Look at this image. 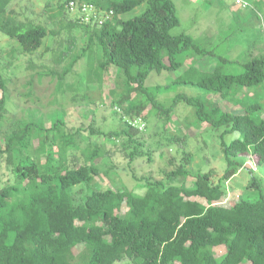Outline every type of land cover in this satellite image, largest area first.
<instances>
[{
    "label": "trees",
    "instance_id": "obj_1",
    "mask_svg": "<svg viewBox=\"0 0 264 264\" xmlns=\"http://www.w3.org/2000/svg\"><path fill=\"white\" fill-rule=\"evenodd\" d=\"M69 1L92 4L96 19L82 20L69 11ZM11 2L0 0V32L14 39L23 54H33L49 31L42 24L17 19ZM141 4L145 7L140 14L120 19ZM54 15L62 18L64 27L81 29L96 44L101 52L99 75L113 66L122 81L125 92L120 99L127 106L122 107L120 129L87 130L92 135L125 136L127 142L116 150L124 159L151 160V151H144L135 137L140 131L136 122L145 119L147 105L167 121L172 107L183 100L199 125L224 126L223 133L237 131L239 137L221 145L226 166L216 182L208 169L189 185L172 183L189 175L191 158L185 150L188 134H173L168 139L182 151L184 161L164 179L132 173L138 181L134 188H90L99 174L98 160L111 157L114 149L87 138L90 146L81 149L77 139L83 137L82 129L51 114L48 126L33 114L8 117L9 98L0 77V163L7 169L0 185V264H72L75 258L81 264H116L124 258L131 264H264V197L220 203L226 192L223 183L241 168V158L253 157L255 166H264V116L258 94L264 85V53L243 62L238 73L223 72L229 60L222 56L212 70L189 65L172 83L200 86L204 95L178 94L164 107L156 97L160 86L144 85L148 74L179 69L180 53L211 55L194 45L189 35H170L179 24L172 0H57ZM72 47L61 51L57 61L70 56ZM78 57L71 55L59 73L39 74L61 81ZM8 65L0 61V72ZM131 93L138 94L139 102L132 101ZM252 178L251 185H256L253 174ZM78 245L83 247L75 253ZM220 246L224 251L217 256L215 248Z\"/></svg>",
    "mask_w": 264,
    "mask_h": 264
},
{
    "label": "rangeland",
    "instance_id": "obj_2",
    "mask_svg": "<svg viewBox=\"0 0 264 264\" xmlns=\"http://www.w3.org/2000/svg\"><path fill=\"white\" fill-rule=\"evenodd\" d=\"M48 1L12 0L10 4L17 19L42 24L49 31L43 45L33 54H23L14 39L0 32V61L10 63L7 69L0 72L4 91L9 98L7 116L28 118L33 114L43 118L46 126L50 123V114L54 118H64L69 127L82 129L83 137L76 136L81 149L90 146L86 138L97 142L102 148L114 149L111 157L98 160L99 174L90 188H134L138 186V181L132 177V173L139 177L164 179L168 172L184 161L182 151L168 139L173 134H188L185 150L191 153V158L186 167L189 175L174 179L172 183L184 182L189 185L195 175L208 169L213 170V182H216L226 166L221 145L229 144L239 137V133H223L224 126L211 128L205 122L199 125L192 108L183 100L172 107L167 121L147 105L142 113L145 119L136 122L140 131L135 137L141 142L144 151H151V160L147 156L124 159L116 151L127 142L123 135L109 137L96 132L94 135L89 134L88 126L104 132L120 129V115L124 114L122 107L127 106L125 99H120L125 88L122 81L116 78L113 66L106 67L101 75L98 74L97 62L101 52L96 44L90 43L88 35L81 29L64 27L62 18L54 15L57 0H51L50 5H47ZM172 1L179 24L169 30L170 35H189L194 45L210 51L211 55L202 56L192 50L180 53L178 58L183 64L179 69L161 72L152 70L148 74L144 85L160 86L156 97L164 107L171 105L178 94L190 97L204 95L205 90L200 86L172 83L189 65L200 71L212 70L217 57L222 56L229 60L223 65V72L238 73L243 70V62L264 53V0H240L246 3L245 6L236 3V0ZM144 7L145 4H141L133 8L121 14L120 19L138 15ZM53 31L54 35L51 34ZM71 44V55L79 57L63 79L60 81L52 74L41 76L40 72L59 73L67 67L71 55L59 62L57 60L60 52ZM2 90L0 88V95ZM249 94H253V91L250 90ZM258 94L263 105L260 114L264 116V85ZM130 97L133 102H139L138 94L131 93ZM118 101H122V105ZM227 107L233 109L231 105ZM240 161L243 162L241 168L223 183L226 191L220 200L223 205L232 204L239 197L253 201L264 197V166H255L253 157H243ZM6 173L7 169L0 163V185ZM252 174L256 185H251ZM83 189L87 190V187ZM135 189L142 191L139 187ZM82 247L76 246L74 252L78 253ZM223 251L221 246L215 248L217 256ZM72 264H81V261L75 258ZM116 264L131 262L124 258Z\"/></svg>",
    "mask_w": 264,
    "mask_h": 264
},
{
    "label": "built area",
    "instance_id": "obj_3",
    "mask_svg": "<svg viewBox=\"0 0 264 264\" xmlns=\"http://www.w3.org/2000/svg\"><path fill=\"white\" fill-rule=\"evenodd\" d=\"M236 3L246 5L245 2H241L240 0H236ZM68 9L71 12H77L78 16L84 20V21H89L92 18L96 19L97 17V12L95 11V8L93 7L92 4L90 3H82V4H77L75 1H69L68 3ZM101 19L98 18V23H101Z\"/></svg>",
    "mask_w": 264,
    "mask_h": 264
}]
</instances>
